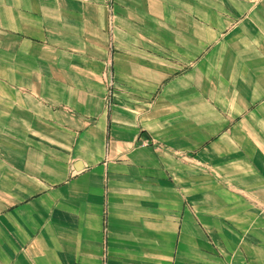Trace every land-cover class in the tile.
I'll use <instances>...</instances> for the list:
<instances>
[{
    "label": "crops",
    "instance_id": "0c3cea01",
    "mask_svg": "<svg viewBox=\"0 0 264 264\" xmlns=\"http://www.w3.org/2000/svg\"><path fill=\"white\" fill-rule=\"evenodd\" d=\"M0 264H264V0H0Z\"/></svg>",
    "mask_w": 264,
    "mask_h": 264
}]
</instances>
